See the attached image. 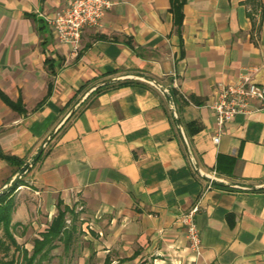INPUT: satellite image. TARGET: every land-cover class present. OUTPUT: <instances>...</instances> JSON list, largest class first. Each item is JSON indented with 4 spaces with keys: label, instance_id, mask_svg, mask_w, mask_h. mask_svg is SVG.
<instances>
[{
    "label": "crops",
    "instance_id": "crops-1",
    "mask_svg": "<svg viewBox=\"0 0 264 264\" xmlns=\"http://www.w3.org/2000/svg\"><path fill=\"white\" fill-rule=\"evenodd\" d=\"M70 1L0 0V145L21 161L0 159V192L20 184L18 243L31 231L39 238L62 201L81 231L89 226L82 237L95 261L264 264V111L236 116L216 144L205 106L245 72L264 85V0H187L180 31L171 0H112L77 51L46 20ZM153 81L188 97L173 98L178 118ZM77 94L84 100L65 123ZM199 170L223 182L208 188ZM196 206L200 257L181 222Z\"/></svg>",
    "mask_w": 264,
    "mask_h": 264
},
{
    "label": "built area",
    "instance_id": "built-area-1",
    "mask_svg": "<svg viewBox=\"0 0 264 264\" xmlns=\"http://www.w3.org/2000/svg\"><path fill=\"white\" fill-rule=\"evenodd\" d=\"M113 5L112 0H71L52 16L46 17V20L59 42L70 45L77 51L81 47L85 30L101 27L107 11ZM254 73L255 71L245 72L235 82L220 84L214 89L205 105L213 111L216 117L218 127V133L214 137L216 144L220 142L225 124L236 116H248L264 111V85L256 82ZM175 86H177V82H175ZM161 91L164 96L169 97L170 107L174 109L175 104L170 90L163 88ZM182 97L190 102L185 94H182ZM28 168H24L22 174L25 175ZM199 172L206 178L208 188H212L217 182H223L217 176L216 171L206 173L199 170ZM198 211V206L194 207L190 212L183 215L181 221L186 227L189 247L196 257L202 255V238L195 220Z\"/></svg>",
    "mask_w": 264,
    "mask_h": 264
},
{
    "label": "trees",
    "instance_id": "trees-1",
    "mask_svg": "<svg viewBox=\"0 0 264 264\" xmlns=\"http://www.w3.org/2000/svg\"><path fill=\"white\" fill-rule=\"evenodd\" d=\"M186 2L187 0H171V12L173 13L174 22L179 31L183 25V7ZM100 38L106 39L105 36H100ZM46 63L48 65L49 61L46 60ZM51 66L52 65H48L49 69L53 71ZM88 85H90V83H86L84 86H82L79 93L84 92L87 89ZM102 91L103 88H97L95 90V95H98ZM1 96L13 109L19 112L23 111L22 101L19 100L15 103L9 100L4 94H2ZM171 96L172 98L177 97L178 93L173 90ZM180 99L184 104L190 103L189 101H186L184 98H182V96H178V100ZM79 100L80 98H78L77 94L71 100L69 105H72V107H74ZM192 102H194V100H192ZM65 123L63 124L61 129L64 127ZM187 127L189 134H196L201 130V126L195 122L189 123ZM43 155L44 151L42 153H39L36 161L40 160ZM0 159L5 160L11 164H21L20 160H18L14 156L6 154L3 151L1 145ZM27 167L28 165H25L22 171ZM19 185L20 184L16 183L9 191L0 193V229L3 231V235L0 236V248L4 252V258L0 259V264H44L43 262L46 258H48V255L54 249H57L60 245H63L64 251L68 252L72 249L74 243L77 245L80 244L79 238L82 234L81 224L83 223V221L79 218L78 213H76L74 209L64 205L62 201H59L57 205V215L53 218L47 230L42 232L39 238L34 239L32 251H29L24 246H21L14 236L12 225V215L15 208V201L12 195L17 190ZM12 247H14V251L13 254L10 255ZM126 261V259H121L117 264H125ZM103 264H112V261L107 257Z\"/></svg>",
    "mask_w": 264,
    "mask_h": 264
},
{
    "label": "rangeland",
    "instance_id": "rangeland-1",
    "mask_svg": "<svg viewBox=\"0 0 264 264\" xmlns=\"http://www.w3.org/2000/svg\"><path fill=\"white\" fill-rule=\"evenodd\" d=\"M85 230L82 234H86L85 236L88 237L89 232L87 230L91 231L89 226L86 225L83 227ZM26 234V235H25ZM24 234V238L20 239V245L27 248L29 251H32L34 239L36 238V235L39 233L32 232L31 235L28 233ZM82 234L80 235V244L77 245L74 243L72 249L68 252L64 251L63 245H60L57 249H54L49 255L48 258L44 260V264H103L101 261H95L94 259L90 258V250L88 246L89 239H86L82 237ZM3 235V231L0 229V236ZM89 238V237H88ZM14 247H12V250L10 252V255L13 254ZM84 253L88 254V257H85ZM4 258V252L0 248V259ZM86 259V261H84Z\"/></svg>",
    "mask_w": 264,
    "mask_h": 264
},
{
    "label": "water",
    "instance_id": "water-1",
    "mask_svg": "<svg viewBox=\"0 0 264 264\" xmlns=\"http://www.w3.org/2000/svg\"><path fill=\"white\" fill-rule=\"evenodd\" d=\"M108 82H104V83H102L101 85H104V84H107ZM153 83L156 85V86H158L160 89H163L162 88V86H160L159 84H157L156 82H154L153 81ZM100 85V86H101ZM96 88H94L93 90H95ZM92 90V91H93ZM166 98H167V100H168V102H169V97L168 96H166ZM84 99H81L75 106H74V108L71 110V112H70V114L68 115V117H67V119L65 120V122L75 113V111L77 110V108L80 106V104L82 103V101H83ZM170 104V103H169ZM173 110V112H174V115L176 116V118H178V115H177V112H176V109L174 108V109H172ZM63 126V125H62ZM61 126V127H62ZM61 127H58L56 130H55V132H57V131H59V129H61ZM180 131H181V134H182V136H183V139L186 141V139H185V136H184V132H183V129H182V127L180 126ZM50 139L51 138H48L47 140H46V142L43 144V146H42V148H41V150H40V153H42V151H43V149H44V147L47 145V143H49V141H50ZM192 160H193V163H195V161H194V159H193V157H192ZM21 177V176H20Z\"/></svg>",
    "mask_w": 264,
    "mask_h": 264
}]
</instances>
